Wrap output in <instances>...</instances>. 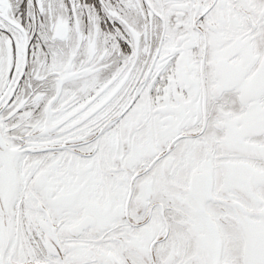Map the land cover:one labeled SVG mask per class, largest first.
I'll use <instances>...</instances> for the list:
<instances>
[{
  "label": "snow or ice",
  "instance_id": "snow-or-ice-1",
  "mask_svg": "<svg viewBox=\"0 0 264 264\" xmlns=\"http://www.w3.org/2000/svg\"><path fill=\"white\" fill-rule=\"evenodd\" d=\"M0 264H264V0H0Z\"/></svg>",
  "mask_w": 264,
  "mask_h": 264
}]
</instances>
